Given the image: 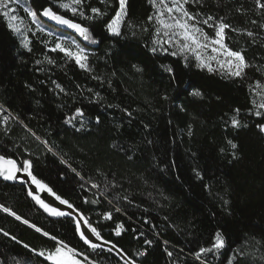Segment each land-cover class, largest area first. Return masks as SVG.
<instances>
[{
  "label": "trees",
  "instance_id": "obj_1",
  "mask_svg": "<svg viewBox=\"0 0 264 264\" xmlns=\"http://www.w3.org/2000/svg\"><path fill=\"white\" fill-rule=\"evenodd\" d=\"M28 1L37 14L51 7L89 29L91 40L70 30L88 68L51 51L57 36L34 25L25 48L0 14V155L31 160L32 174L135 264H264V109L253 105L264 99V8L257 0L185 5L199 19L231 26L225 43L249 64L241 77L197 67L167 45L162 51L150 0H126L119 36L106 27L119 0H84L78 9L92 19L59 7L69 0ZM0 205L22 218L0 209V264H52L39 253L61 240L91 264H126L85 244L77 220L46 212L22 181L0 179ZM218 231L225 247L198 259Z\"/></svg>",
  "mask_w": 264,
  "mask_h": 264
},
{
  "label": "snow or ice",
  "instance_id": "obj_2",
  "mask_svg": "<svg viewBox=\"0 0 264 264\" xmlns=\"http://www.w3.org/2000/svg\"><path fill=\"white\" fill-rule=\"evenodd\" d=\"M104 0H101L103 3ZM189 0H150V3L157 9L152 15L148 17V21L151 22L155 20L156 27V40L154 43L161 48L162 51H169L167 46H171L175 48V51L171 52V55L176 56L178 54L184 55L185 60L188 59V55L191 54L195 57L199 63L197 67L207 68L209 72H213L215 69L212 66V62L215 61L216 66L220 69H227L228 75L232 77H241L244 73V70L249 67L245 56L241 51L233 50L225 43V29H230V25L223 22V18L219 22L212 16H208L204 19H199L198 15H194L190 13L185 5L188 4ZM196 0H193L195 3ZM19 0H0V14L6 17L9 20V28L12 29L15 33H17L21 37V43L25 48L28 47L30 43L28 36L26 35V31H31V29H26L22 31L21 26L14 21L18 20L17 15L15 14L16 9L12 5L18 4ZM84 0H69V3H60L59 7L63 9H68L71 13L75 15H79L81 17L92 19L91 16L85 17L84 12L78 9V6L83 5ZM259 7L264 8V3H259L257 0ZM126 0H119V10L115 12L114 17L107 23V30L116 36L121 34L120 28L126 16ZM25 13H27L33 23H35L38 31H45V29L40 25L37 21V13L35 11L30 10L29 8H24ZM90 11L94 14L102 15L99 8H91ZM41 15L44 17H48L51 20L55 21L59 25L66 26L70 29H73L76 33L79 34L84 40H91V36L89 33V29L87 27L82 26L80 23H76L71 19L66 18L63 15L54 12L51 7L43 9ZM210 21L212 23H210ZM255 23V21H253ZM200 25H205L209 28H212L213 35L209 36V34L204 30ZM235 31V29H232ZM49 36L56 35L55 33L49 31L47 33ZM248 36H253L252 32L247 33ZM63 36H57V41L55 46L51 49V51L59 50L65 56L69 58H74L75 62L82 68L87 69L88 65L87 55L85 54V49L81 48L78 44H75V41H72V44H75L76 50H71L70 47H65L62 44L64 41ZM95 43V41H93ZM152 52L157 51V47H153L151 49ZM39 63V61L37 62ZM49 63H52L49 60ZM168 72H172L170 67H167ZM257 86L260 87L259 82H257ZM59 87V86H58ZM63 91V89H61ZM195 96H201V92L196 91L193 93ZM259 94V93H257ZM168 97L165 96L164 99ZM253 105L257 109H264V99L260 103L257 104L256 100H253ZM237 113L239 109L235 110ZM77 115H83V111L81 109H76ZM3 114V110L0 109V115ZM256 116H261V111H255ZM5 122H7L8 117L4 116ZM98 122V121H97ZM239 120L236 119L235 116L231 119V124L234 127L239 126ZM260 130L264 132V125H258ZM189 135L192 133L189 132ZM45 144L47 141L44 142ZM227 143L231 146L232 149L237 148V145L233 143L231 140H228ZM51 150V149H49ZM223 151V149H221ZM32 162L31 160L25 159L22 161V164H18L15 159L10 157H6L4 155H0V177H3L5 180L15 181L21 179L17 174L20 172L26 173L27 176L31 177L32 183L36 185L42 192L47 190L49 193H52V189L49 188L46 184L42 183L40 180L36 178L31 172ZM74 171V170H73ZM93 187H98V185H93ZM55 195V193H52ZM29 195H32L33 199L48 213L52 216L61 217L70 215L65 211L60 210L59 208L52 206L48 203H45L44 200L41 199L39 195H34L32 191L29 192ZM56 200H58L61 204L67 205L69 209L73 208V205L69 203L66 199H61L60 196H55ZM0 209L4 212L9 213L14 216L17 220H21L22 218L10 208L5 207L4 205H0ZM119 211V209H117ZM107 218H111V213H107ZM81 222L84 225H87V231H90L97 239H102L100 233L97 231L95 227H92L87 219L77 220V230L80 234V239L85 243L90 245L92 249H96L101 247L94 243L86 232L80 230ZM23 223L28 224L27 220H23ZM33 228H36L35 225H32ZM36 231H42L39 228H36ZM45 236H49V233L44 232ZM116 234L120 235L119 228L116 230ZM15 239V237H13ZM52 240L56 241V237L52 236ZM58 246L55 247V250L49 252L46 256V259L51 261L52 264H83V262L77 257L82 255L78 253L74 247H69L64 241H58ZM150 243V242H149ZM27 247V245H25ZM225 247V241L222 237L221 233L218 231L215 233L214 240L211 244V247H202L199 252L196 253L197 258L199 259L202 254L210 253L213 251H219ZM40 256H45V253L41 251L39 253ZM169 256L172 253H168ZM126 264H134V261L128 260Z\"/></svg>",
  "mask_w": 264,
  "mask_h": 264
},
{
  "label": "rangeland",
  "instance_id": "obj_3",
  "mask_svg": "<svg viewBox=\"0 0 264 264\" xmlns=\"http://www.w3.org/2000/svg\"><path fill=\"white\" fill-rule=\"evenodd\" d=\"M12 6L15 7V9H16L15 14L18 17V20L17 21H14L13 23H16L19 26H21L22 31H25L26 29L31 28V25H34L36 27L35 23L32 22L31 17L27 13H25V11H24V8H26V7L29 8L30 10L34 11L33 8L31 7V5H30V3H29L28 0H19V3L18 4H15V5H12ZM125 8H126V5H125ZM156 10L157 9L155 8V11ZM47 18L48 17H42L40 14H37V21L40 23V25L46 31H48V32L51 31V32L55 33L56 34L55 36H63L65 39L62 42L65 43V44H67L68 47L71 48V50L75 51L76 50L75 44H78L79 45V43L77 42L76 38L73 36L72 32L70 31V30H72V31H74V30L73 29H70V28H68L66 26L59 25L55 21H54V23H55L54 26L48 25L46 23V21H45V19L47 20ZM72 41H75V44H72ZM80 47L83 48L82 46H80ZM85 53H86V50H85ZM188 56L189 57H193L195 59V57L193 55H191V54H189ZM197 63H199V61H197ZM212 66H213V68L215 70H218L220 72L228 73L227 72V69H223L222 70L218 66H216L215 61L212 62ZM43 252L45 253V256H43V257L46 258L47 254L49 252H52V251L43 250ZM77 258L80 259L83 262V264H91L88 260H86L81 255L78 256Z\"/></svg>",
  "mask_w": 264,
  "mask_h": 264
},
{
  "label": "water",
  "instance_id": "obj_4",
  "mask_svg": "<svg viewBox=\"0 0 264 264\" xmlns=\"http://www.w3.org/2000/svg\"><path fill=\"white\" fill-rule=\"evenodd\" d=\"M47 21L50 22V23L55 24L54 21L51 20L50 18H47ZM17 175L19 177H21V179H18V180H15V181H22L28 187L29 192L32 191L34 195H39L41 197V199L45 201V203H48V204H50L52 206H55V207L59 208L60 210L65 211L67 213H70V215H66V216H71V217H74L76 220H81V221L84 219V217L75 208L69 209L67 207V205L61 204L58 200H56V198H55L56 195L52 194V193H54L53 191H52V193H49L47 190L42 192L39 188L36 187V185L34 183H32L31 177L27 176L26 173L20 172ZM0 179H3V177H0ZM87 228H88V226L84 225L81 222L80 230L85 231L86 235H88L89 238L94 243H96L98 245H101V247H103V248H108V249L114 251L125 262L130 260L115 245H113V244H111L109 242H106V241H104L102 239H97L90 231H87Z\"/></svg>",
  "mask_w": 264,
  "mask_h": 264
}]
</instances>
